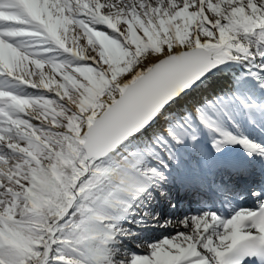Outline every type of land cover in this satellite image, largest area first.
I'll return each instance as SVG.
<instances>
[{
    "label": "snow or ice",
    "instance_id": "6c2138e0",
    "mask_svg": "<svg viewBox=\"0 0 264 264\" xmlns=\"http://www.w3.org/2000/svg\"><path fill=\"white\" fill-rule=\"evenodd\" d=\"M0 264H264V0H0Z\"/></svg>",
    "mask_w": 264,
    "mask_h": 264
},
{
    "label": "rangeland",
    "instance_id": "374dc122",
    "mask_svg": "<svg viewBox=\"0 0 264 264\" xmlns=\"http://www.w3.org/2000/svg\"><path fill=\"white\" fill-rule=\"evenodd\" d=\"M173 230H170V231H167V233L165 234H158L157 236L155 235V238L154 239H157V238H159V237H161L162 235H167V234H169V233H171ZM157 232L158 231H155V234H157ZM133 248H134V246H133ZM134 250H136V251H141L140 249H135L134 248Z\"/></svg>",
    "mask_w": 264,
    "mask_h": 264
},
{
    "label": "bare ground",
    "instance_id": "6f19581e",
    "mask_svg": "<svg viewBox=\"0 0 264 264\" xmlns=\"http://www.w3.org/2000/svg\"><path fill=\"white\" fill-rule=\"evenodd\" d=\"M196 99H198L199 97L197 96V97H195ZM194 99V98H193ZM193 99H190L189 101H188V103L189 104H191L192 102H194V100ZM176 217H172V218H170V219H175ZM161 223H163V220H161ZM154 239V238H153Z\"/></svg>",
    "mask_w": 264,
    "mask_h": 264
},
{
    "label": "water",
    "instance_id": "95a60500",
    "mask_svg": "<svg viewBox=\"0 0 264 264\" xmlns=\"http://www.w3.org/2000/svg\"><path fill=\"white\" fill-rule=\"evenodd\" d=\"M194 99H196V98H194ZM194 99H193V100H194Z\"/></svg>",
    "mask_w": 264,
    "mask_h": 264
}]
</instances>
